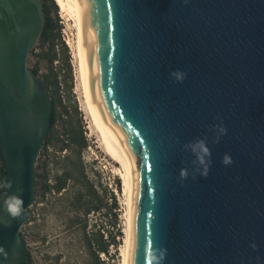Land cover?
I'll return each mask as SVG.
<instances>
[{
  "label": "water",
  "instance_id": "1",
  "mask_svg": "<svg viewBox=\"0 0 264 264\" xmlns=\"http://www.w3.org/2000/svg\"><path fill=\"white\" fill-rule=\"evenodd\" d=\"M83 12L90 89L130 175L128 264H264V0H83ZM44 24L41 0H0V164L12 184L0 188V264H28L52 108L28 58ZM198 139L206 178L185 149ZM10 195L20 218L3 208Z\"/></svg>",
  "mask_w": 264,
  "mask_h": 264
},
{
  "label": "rangeland",
  "instance_id": "2",
  "mask_svg": "<svg viewBox=\"0 0 264 264\" xmlns=\"http://www.w3.org/2000/svg\"><path fill=\"white\" fill-rule=\"evenodd\" d=\"M56 7L61 27L60 34L62 30H65L68 35L73 34L74 40L76 33L72 21H68L62 16L58 6ZM65 47L68 50L70 59L71 76L70 79L65 76L66 80L64 82V75L62 74V89L66 94L71 84L72 98L70 102L66 101V105H68L71 113V121L76 124L79 123L82 127L87 147L82 152L81 159L86 167L87 179L93 184V188L97 193V202L94 201V204H98L101 210L99 213H91L87 217L76 216L71 204L79 188L72 183H69L68 188L62 191L61 194H48L44 200H41L40 194H38L37 205L33 209V222L24 229L27 252L30 253L33 264H88L89 255L85 246L82 228L84 222H86L85 232L88 237L91 239L97 237L100 241V234L105 241L110 239L112 234L117 243L114 247L110 246L108 248L109 255L99 254L100 262H103L102 264H121V251L126 230V197L122 192L123 183L113 174L112 166L114 165L110 166L111 162L98 149V145L95 144L96 138L90 136L87 116L81 103V87L78 81L74 50L71 47L69 49L66 45ZM38 48L39 41L33 49ZM36 65L37 59L29 55L28 67L32 70ZM39 69L40 75L46 73L43 63L39 65ZM74 105L77 113L73 111ZM56 130L59 133L63 132L59 124L56 125ZM54 150L50 147L48 153L42 155V163L48 160L50 179L61 173L62 163L54 158L59 157L60 154L54 156ZM64 154L65 152L61 155ZM37 187L39 188V186ZM113 203L116 204L115 208L112 206Z\"/></svg>",
  "mask_w": 264,
  "mask_h": 264
},
{
  "label": "trees",
  "instance_id": "3",
  "mask_svg": "<svg viewBox=\"0 0 264 264\" xmlns=\"http://www.w3.org/2000/svg\"><path fill=\"white\" fill-rule=\"evenodd\" d=\"M41 1L45 24L39 38V48L33 49L30 55L37 59V65L32 71L46 87L52 104L50 127L42 152L46 154L48 149L52 147L55 149L54 156L60 154L59 157L54 158L62 164L60 167L61 173L54 176L53 179H50L49 176L48 160L38 164L36 182L37 186L40 187L39 196L41 200H44L48 194H61L62 191L68 188L69 183L78 186L79 190L76 192L71 205L76 216L87 217L91 213H99L101 208L98 204H94V201L97 202V193L93 188V184L87 179L86 167L81 159L82 152L87 147L82 127L79 123L76 124L71 121V113L68 105H66V101L70 102L72 98L71 84L66 94L62 89V74L64 75V82L66 80L65 76L69 79L71 76L70 59L68 50L61 41L57 5L55 6V2L52 0ZM41 63L46 68V73L43 75H40L39 65ZM73 111L77 113L75 105ZM57 124L61 125L62 133L56 130ZM63 152L65 154L61 155ZM2 175L3 171L0 164V185L3 183ZM112 206L115 208L116 204L113 203ZM82 228L85 246L89 255L88 264H102L103 262H100L98 256L99 254L109 255L108 248L117 245L114 237L111 234L110 239L104 241L102 235L99 234L100 241L97 237L91 239L85 232L86 222H84ZM27 260L28 264H33L29 252H27Z\"/></svg>",
  "mask_w": 264,
  "mask_h": 264
},
{
  "label": "bare ground",
  "instance_id": "4",
  "mask_svg": "<svg viewBox=\"0 0 264 264\" xmlns=\"http://www.w3.org/2000/svg\"><path fill=\"white\" fill-rule=\"evenodd\" d=\"M60 10V14L68 21H72L73 28L75 29L74 40H68L69 47L74 50V59L76 68L78 70V81L81 87V103L83 111L85 112L88 120V130L90 136L96 138L98 149L106 156L108 161L111 162L113 174L119 178L123 183L122 192L125 195L126 201V230L124 236V245L121 251V264H128L129 256V243H130V217H131V183L130 175L126 165L121 162L111 151L109 143L108 131L105 129L101 115L92 95L85 55V31H84V12L83 0H53Z\"/></svg>",
  "mask_w": 264,
  "mask_h": 264
},
{
  "label": "clouds",
  "instance_id": "5",
  "mask_svg": "<svg viewBox=\"0 0 264 264\" xmlns=\"http://www.w3.org/2000/svg\"><path fill=\"white\" fill-rule=\"evenodd\" d=\"M172 75L179 82H182L185 78V74L180 71L172 73ZM214 128L217 132V139H219L220 136L227 134V129L222 125H215ZM185 149L190 151L195 157L193 161V164L195 165L193 171L198 173L201 177L206 178L211 166V150L208 147L206 141L203 139L195 140L194 142L185 145ZM221 163L226 167L231 165L233 163L231 155L226 153L223 156ZM180 176L181 179H187L188 170L181 169ZM0 187L11 189L12 184L11 182H8L7 184L0 185ZM3 208L8 216L12 219L22 217L23 213L25 212L24 201L20 195L6 196L3 200ZM253 248H255V245H253ZM0 255H3L5 258H7V253L2 247H0Z\"/></svg>",
  "mask_w": 264,
  "mask_h": 264
},
{
  "label": "built area",
  "instance_id": "6",
  "mask_svg": "<svg viewBox=\"0 0 264 264\" xmlns=\"http://www.w3.org/2000/svg\"><path fill=\"white\" fill-rule=\"evenodd\" d=\"M73 34H67L66 32H65V30H62V32H61V34H60V36H61V41L63 42V43H65V45L70 49V47H69V45H68V40H72L73 39V36H72ZM42 155H43V152L41 151L40 152V154H39V156H38V159H37V166H38V164H42ZM37 166H36V168H37ZM39 189V190H38ZM38 194H40V187L38 188L37 187V195H36V202H35V204L29 209V222L27 223V225H31L32 224V222H33V219H34V213H33V209H34V207L37 205V196H38ZM27 225H25L24 226V228H23V233H24V229H25V227L27 226ZM25 235V234H24Z\"/></svg>",
  "mask_w": 264,
  "mask_h": 264
}]
</instances>
